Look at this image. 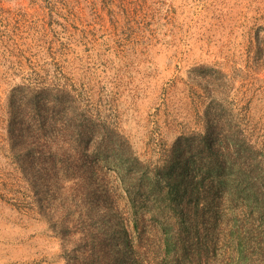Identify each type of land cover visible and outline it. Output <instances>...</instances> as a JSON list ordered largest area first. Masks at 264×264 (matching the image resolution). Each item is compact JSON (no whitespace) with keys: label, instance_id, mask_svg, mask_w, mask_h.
Here are the masks:
<instances>
[{"label":"rangeland","instance_id":"374dc122","mask_svg":"<svg viewBox=\"0 0 264 264\" xmlns=\"http://www.w3.org/2000/svg\"><path fill=\"white\" fill-rule=\"evenodd\" d=\"M200 66L224 73L225 109H210ZM30 92L52 100L50 117H29ZM216 116L231 129L214 134L239 126L264 177V0H0V264H66L33 202L40 181L12 155L24 144L10 142V118L15 134L39 119L53 148L89 155L88 223L124 264H264V183L244 180L232 150L216 173L182 164L205 154L190 143ZM123 142L140 163L119 159ZM110 221L126 223L124 243Z\"/></svg>","mask_w":264,"mask_h":264},{"label":"trees","instance_id":"16d2710c","mask_svg":"<svg viewBox=\"0 0 264 264\" xmlns=\"http://www.w3.org/2000/svg\"><path fill=\"white\" fill-rule=\"evenodd\" d=\"M198 68H201L200 72L204 71L200 73V77L213 85L212 95L210 96V109L212 108L214 112L218 109H225V96L219 90L220 86L224 84V73L211 67L209 68L211 72L207 75L205 74L207 69L204 70L203 66ZM206 76H210L211 79H207ZM17 87L31 88L29 85H19ZM37 92H30L29 97L35 101H33V109H29L26 112L30 115L29 117H50L51 115L48 114V111L51 107L47 105L52 100L45 102L42 99L38 100L35 95ZM12 96L10 95L9 99V117H15L11 108ZM23 99L26 100L27 98L23 97ZM24 103L25 101L19 103L20 105L16 104L21 108ZM22 110L24 109L22 108ZM81 113L77 114L80 116L79 126L82 128L85 123L90 122V118L83 116ZM82 116L84 118L81 119ZM219 117L216 116L210 121H206L207 132L200 136H193V140H191L190 144H195V147L200 148L205 154L195 161H191L189 157H183L182 164L188 165L191 162L192 166L206 168L208 172L216 173L222 166L220 163L222 150H232L239 155L237 159L240 164L237 169L244 176V180L252 181L255 179L256 182L254 183L256 184L257 182L260 184L261 182L264 183V177L260 175L258 169L259 164L255 163L251 156L252 145L248 143L243 130L239 126L232 124V127H235V131L223 137L214 134V130L219 129L221 126L231 129L230 124H222ZM46 123L47 121L45 120L43 124ZM33 124L34 132L31 136H24L22 132L15 134L14 123L10 118L8 124L10 142L19 141L24 144L19 153L12 152V155L16 159L24 178L38 185L40 181L41 186L34 191L33 202L37 212L45 218L49 227L60 238L66 264H124L123 259L112 255L108 250L106 230L101 228L100 225L96 231H92V227L88 223V212L94 208L87 203L86 196H88V192L86 193L85 191L86 183L79 171L81 169L87 171L90 168V164H88L90 162L89 155L85 151H74V153H71L53 148V144L55 146L58 144L56 139L44 136L42 131L45 126L40 124L39 119H34ZM180 139L182 138L179 137L174 142L173 150H178L182 147ZM87 140L89 138L81 136L77 139L80 144L86 143ZM27 144L34 145L36 150L25 147ZM187 144L190 146L189 143ZM121 145L119 159H122V162H141L128 145L126 147L124 142ZM80 162L84 163V168H81ZM103 191L102 189L95 190L93 192L95 195L92 199L94 198L97 202L99 200L98 196H101ZM103 203L104 201L102 202L101 199L97 202L96 208H109L107 204L104 206ZM114 210H116V207H114ZM100 219L102 222H107L110 218L106 219V217L101 216ZM128 221H132L135 224L134 217L133 219L129 217ZM109 224L113 229L117 230V233L124 235L122 239L124 243L127 232L126 223L121 221L111 223L110 221Z\"/></svg>","mask_w":264,"mask_h":264}]
</instances>
